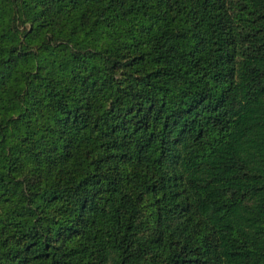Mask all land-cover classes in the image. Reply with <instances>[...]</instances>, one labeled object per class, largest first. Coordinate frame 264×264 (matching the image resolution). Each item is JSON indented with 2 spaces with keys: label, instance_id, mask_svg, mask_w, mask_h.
Here are the masks:
<instances>
[{
  "label": "trees",
  "instance_id": "16d2710c",
  "mask_svg": "<svg viewBox=\"0 0 264 264\" xmlns=\"http://www.w3.org/2000/svg\"><path fill=\"white\" fill-rule=\"evenodd\" d=\"M0 264H264V0H0Z\"/></svg>",
  "mask_w": 264,
  "mask_h": 264
}]
</instances>
